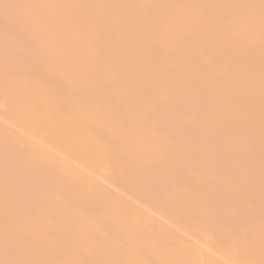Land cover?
I'll return each instance as SVG.
<instances>
[{
  "label": "bare ground",
  "instance_id": "6f19581e",
  "mask_svg": "<svg viewBox=\"0 0 264 264\" xmlns=\"http://www.w3.org/2000/svg\"><path fill=\"white\" fill-rule=\"evenodd\" d=\"M0 264H264V0H0Z\"/></svg>",
  "mask_w": 264,
  "mask_h": 264
}]
</instances>
